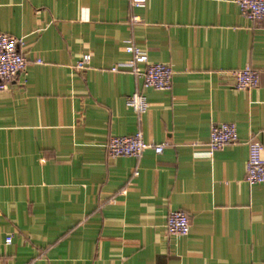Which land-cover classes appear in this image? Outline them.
I'll use <instances>...</instances> for the list:
<instances>
[{
	"label": "crops",
	"instance_id": "1",
	"mask_svg": "<svg viewBox=\"0 0 264 264\" xmlns=\"http://www.w3.org/2000/svg\"><path fill=\"white\" fill-rule=\"evenodd\" d=\"M0 31L26 60L0 89V264H264V182L243 178L250 136L264 158V17L233 0H0ZM128 43L170 65L169 89L127 70ZM244 64L259 81L237 89ZM211 122L237 140L207 155ZM136 130L162 150L105 154ZM170 209L186 234L165 231Z\"/></svg>",
	"mask_w": 264,
	"mask_h": 264
},
{
	"label": "built area",
	"instance_id": "2",
	"mask_svg": "<svg viewBox=\"0 0 264 264\" xmlns=\"http://www.w3.org/2000/svg\"><path fill=\"white\" fill-rule=\"evenodd\" d=\"M240 13L250 20H259L264 17V0H233ZM130 5L139 7L144 0H129ZM130 22H139L138 14L133 13L129 17ZM22 39L20 37L0 31V89L7 86L8 81L16 73H25L26 60L20 50ZM128 54L123 62L127 70L141 79L145 87L159 90H167L170 87L172 69L164 62L149 61L144 49L128 43L122 47ZM35 62L40 58L36 57ZM88 63V54H82L74 63V67L82 69ZM117 69V64L110 66L111 71ZM233 85L237 89H248L258 84L260 71L250 64L231 70ZM124 102L135 112H142L147 107L145 96L141 92H131L124 97ZM237 140L236 128L233 122H211L209 125L206 141L207 155L214 150L222 149L224 146ZM247 155L244 163L243 178L248 184L264 182V158L261 156V143L250 136L246 140ZM165 142L155 143L143 139L139 130L130 134L110 135L105 144V154L109 157L132 156L138 158L145 148H152L154 153H159ZM136 169L133 170L135 174ZM165 231L168 234L183 235L188 232L189 219L185 211L170 209L167 211L164 222ZM11 236H5L4 242L8 243Z\"/></svg>",
	"mask_w": 264,
	"mask_h": 264
}]
</instances>
